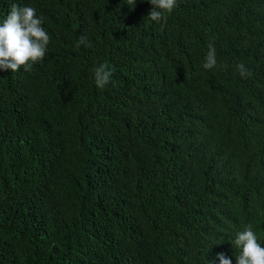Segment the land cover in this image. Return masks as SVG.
<instances>
[{
	"label": "trees",
	"instance_id": "obj_1",
	"mask_svg": "<svg viewBox=\"0 0 264 264\" xmlns=\"http://www.w3.org/2000/svg\"><path fill=\"white\" fill-rule=\"evenodd\" d=\"M127 2L0 0L51 37L0 69V264H237L247 225L264 246V0Z\"/></svg>",
	"mask_w": 264,
	"mask_h": 264
},
{
	"label": "clouds",
	"instance_id": "obj_2",
	"mask_svg": "<svg viewBox=\"0 0 264 264\" xmlns=\"http://www.w3.org/2000/svg\"><path fill=\"white\" fill-rule=\"evenodd\" d=\"M149 2L153 8L148 18L155 22H160L164 18V13L170 14L177 4V0H149ZM127 3L135 4V0H128ZM42 24L43 20L37 16L34 7L12 4L6 19L0 22V69L16 72L23 68L24 71L30 72L33 63L45 58L51 37ZM79 45L87 46V37L81 36ZM216 65V49L213 45H209L202 67L211 70ZM236 68L241 77H251V70L243 63L237 64ZM112 74L107 64L95 67L93 75L96 86L104 88L110 83ZM234 244L241 250L240 255L236 257L237 264H264V246H261L251 225L245 226L236 233ZM217 256L220 264H231V260L223 253H218Z\"/></svg>",
	"mask_w": 264,
	"mask_h": 264
}]
</instances>
